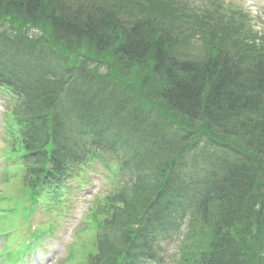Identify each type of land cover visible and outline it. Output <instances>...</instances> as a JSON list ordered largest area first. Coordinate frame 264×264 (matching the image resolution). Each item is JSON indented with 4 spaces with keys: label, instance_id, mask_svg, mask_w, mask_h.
Returning <instances> with one entry per match:
<instances>
[{
    "label": "trees",
    "instance_id": "trees-1",
    "mask_svg": "<svg viewBox=\"0 0 264 264\" xmlns=\"http://www.w3.org/2000/svg\"><path fill=\"white\" fill-rule=\"evenodd\" d=\"M256 25L222 0H0L3 153L23 167L3 197L109 153L92 264H164V242L174 264H264Z\"/></svg>",
    "mask_w": 264,
    "mask_h": 264
},
{
    "label": "rangeland",
    "instance_id": "rangeland-1",
    "mask_svg": "<svg viewBox=\"0 0 264 264\" xmlns=\"http://www.w3.org/2000/svg\"><path fill=\"white\" fill-rule=\"evenodd\" d=\"M226 2L237 3L241 8L251 14L252 17L261 16L264 18V0H225ZM2 104L0 103V107ZM1 117V112H0ZM4 140V134L0 132V142ZM97 171L100 174H103V170L98 165L96 166ZM6 170L0 169V173H5ZM92 175V174H91ZM1 177V176H0ZM92 181L89 184H86L83 189H79L73 198L69 200L67 207L62 211L60 215H53L48 212H38L35 214V221L37 224L41 225L52 219L56 221L57 227L54 232V239L52 238L50 242L47 243L46 249H39V252H43L42 257L37 259L41 261V264H75L76 261L64 262L68 257V249L72 242L74 245L83 244L87 242L89 237L86 233L81 232L82 227L84 226L83 219L81 221L82 210L87 209V204L92 198V195L100 194L105 191V184L103 180L96 179L91 176ZM3 182L5 184H3ZM10 182L3 181V178H0V193L9 186ZM7 185V186H5ZM17 205V201H15ZM2 223V222H0ZM38 253L35 254L37 256ZM175 255L174 250L167 252L166 261L169 262L173 259ZM34 256V257H35ZM79 258V255L75 256ZM74 257V258H75ZM170 263V262H169Z\"/></svg>",
    "mask_w": 264,
    "mask_h": 264
}]
</instances>
